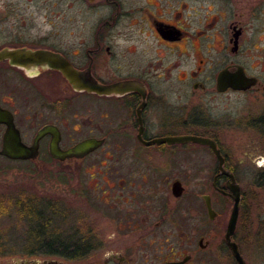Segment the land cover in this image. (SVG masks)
I'll return each instance as SVG.
<instances>
[{
  "label": "flooded vegetation",
  "instance_id": "flooded-vegetation-1",
  "mask_svg": "<svg viewBox=\"0 0 264 264\" xmlns=\"http://www.w3.org/2000/svg\"><path fill=\"white\" fill-rule=\"evenodd\" d=\"M235 94L264 96V0H0V164L69 180L81 203L68 236L22 216L0 264H238L230 174L232 240L263 256L240 180L264 181V110L213 106Z\"/></svg>",
  "mask_w": 264,
  "mask_h": 264
},
{
  "label": "rangeland",
  "instance_id": "rangeland-1",
  "mask_svg": "<svg viewBox=\"0 0 264 264\" xmlns=\"http://www.w3.org/2000/svg\"><path fill=\"white\" fill-rule=\"evenodd\" d=\"M212 103L218 108H224L227 104L233 105L237 114L245 113L247 110L255 112L264 110V96L235 94L224 100L212 101ZM203 183V190H205L207 182L204 181ZM240 183L247 197L242 228H247L246 226L251 223V231L254 234L257 233L259 237H264V181L259 182L242 176ZM186 184L188 186V194L185 197L188 199L187 204L191 206V209H197L202 203L199 196L195 197V193L200 187L199 182L187 181ZM71 191L72 186L69 180L51 178L46 171L37 169L35 165L0 164V238L22 237L27 226L26 220L22 218L24 215H28V219L33 223L36 220V222L41 220L43 216V220L48 221L49 232H52V228L56 226V231L62 235H70L72 232L70 225L73 224L71 206L81 204H75L74 193ZM221 203L218 205L220 211L222 210ZM31 204L35 208L36 206L42 207L44 213L39 214L37 209L30 208L29 214H27V207ZM78 209L81 210V208ZM32 217L34 218L32 219ZM96 219L100 220L97 217ZM218 222H222L221 217ZM223 236L222 232L221 241ZM101 251L98 248L91 256V261H95L100 256ZM221 254H226V252ZM249 262L251 264H264V255L260 256L259 253H256ZM229 263L226 260L219 262V264Z\"/></svg>",
  "mask_w": 264,
  "mask_h": 264
},
{
  "label": "water",
  "instance_id": "water-1",
  "mask_svg": "<svg viewBox=\"0 0 264 264\" xmlns=\"http://www.w3.org/2000/svg\"><path fill=\"white\" fill-rule=\"evenodd\" d=\"M244 80H246V79L239 78L240 83H238L237 81H236V83H233L231 81V83L235 88L246 89L247 86H245ZM80 87H85V85H80ZM86 87H89V86L87 85ZM100 90H102V89L99 88V91ZM99 144H100V142L94 143V141H92V140L86 141V142L80 144L79 146H77L76 149H84V150L89 151L90 149H93L94 147H96ZM18 150L20 152H19V154H17L18 155L17 157H28L29 156V153H28L26 148H21V149L19 148ZM29 151H30V149H29ZM221 163L223 164L222 157H221ZM230 176H231V179L228 181L227 187L231 191L230 195L234 199L235 203H234V207L232 210L231 217H230L229 222H228L227 231L225 234V240L227 241V243L230 246L233 254L235 255V258H236L238 264H247L245 259L242 256V254L240 253V250H239L237 243L232 240V237L235 233L238 216H239V209H240V204H241V186L236 181L235 177L232 174H230ZM177 193H178V195H180L181 190H179V192H177ZM205 200H206V204H207L208 209H209V215L211 218H214L216 213L211 207L209 196H205ZM183 262L184 261H182V262H169V263H165V264H182Z\"/></svg>",
  "mask_w": 264,
  "mask_h": 264
},
{
  "label": "trees",
  "instance_id": "trees-1",
  "mask_svg": "<svg viewBox=\"0 0 264 264\" xmlns=\"http://www.w3.org/2000/svg\"><path fill=\"white\" fill-rule=\"evenodd\" d=\"M28 206H29V205H28ZM31 206H34V205L31 204Z\"/></svg>",
  "mask_w": 264,
  "mask_h": 264
}]
</instances>
